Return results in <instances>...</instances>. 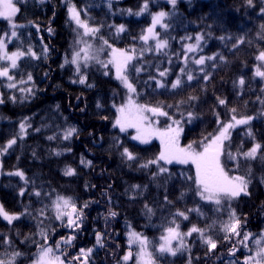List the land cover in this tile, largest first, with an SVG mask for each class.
Returning a JSON list of instances; mask_svg holds the SVG:
<instances>
[{"label": "trees", "instance_id": "obj_1", "mask_svg": "<svg viewBox=\"0 0 264 264\" xmlns=\"http://www.w3.org/2000/svg\"><path fill=\"white\" fill-rule=\"evenodd\" d=\"M15 3L19 9L13 18L17 35L10 41L9 50L27 52L31 47L36 57L19 59L10 73L14 81L0 79V205L7 213L18 215L11 223L0 218V259L7 261L19 252L22 255L15 257V264H32L39 245L55 247L62 238L74 236L70 245L61 244L56 253L65 264H82V256L73 259L80 256L81 249H92L87 264H137L139 245L128 243L132 231L148 239L155 264H244L246 257L255 255V239L264 233V77L256 75L257 57L264 52V0H252L251 4L248 0H178L175 5L166 0H147L148 9L140 15L136 13L145 0ZM71 5L90 27L100 29L95 38L83 39L95 46L101 61L109 60L108 45L126 51L135 49L132 64L143 70L129 73L136 87L134 99L140 104L163 105L173 120H180L182 146L194 142L199 145L233 115L237 119L252 118L230 130L221 157L229 175L248 179L247 194L241 193L218 208L197 194L192 166L160 163L168 169L165 173H160L156 164L141 166L158 156L159 146L156 142L140 145L113 126L115 106L123 102L125 90L114 77L112 65L104 68L91 60L77 74L75 65L65 63L82 47L77 40L83 29L70 20ZM161 11L168 13L163 21L168 27L157 28V33L169 43L157 51L153 40L145 43L140 36L149 26L151 15ZM120 25L124 31L117 33ZM10 30L9 22L0 19V35ZM197 35L204 38L201 48L185 63V46ZM200 56L216 58L196 65L193 60ZM181 68L186 69L184 74ZM164 70L167 75L159 76ZM189 72L194 77L191 81L187 79ZM29 74L31 81L27 80ZM81 75L86 77L84 83L79 82ZM178 76L182 83L173 89L171 84ZM157 80L165 86L158 87ZM12 82L16 88L7 87ZM21 88L31 91L21 92ZM220 99L226 103L221 105ZM170 123L168 117L161 118L163 126ZM70 127L76 132L64 139ZM50 136L54 139H48ZM13 139L16 143L4 151ZM255 144L261 145L257 156L245 157L243 154ZM124 148L136 159L128 160ZM229 152L235 159L229 158ZM69 168L74 169L73 175H65ZM17 171L23 178L15 175ZM57 196L71 198L78 209L88 205L76 222L78 227L67 226L66 217L56 219L53 201ZM41 209L45 210L43 216ZM232 211L240 220L241 235L226 240L222 224L229 221ZM177 212H184L187 219ZM177 225L180 233H187L193 226L204 229L216 240L217 247L209 251L200 234L192 233L183 237V246L174 240L173 248L179 249L176 255L160 253V237L166 235L167 228ZM97 233L102 235V245L97 244ZM245 233L252 234L245 242L247 247L240 243ZM129 250L132 258L125 262L123 256Z\"/></svg>", "mask_w": 264, "mask_h": 264}, {"label": "snow or ice", "instance_id": "obj_2", "mask_svg": "<svg viewBox=\"0 0 264 264\" xmlns=\"http://www.w3.org/2000/svg\"><path fill=\"white\" fill-rule=\"evenodd\" d=\"M18 2V0H17ZM170 3L175 5L176 0H170ZM248 3L251 4L252 0H248ZM148 3L145 0L144 5L141 7L140 12L136 13L140 15L141 13L147 11ZM19 9L15 6L14 0H0V17L6 19L12 27L11 36L15 37L17 35L15 28L17 25L13 23V17ZM69 18L74 21L77 25L78 29H83V33L78 35L80 38L77 40V44H83L84 46L75 50L72 53L71 60L69 61L67 58L65 59V63H71L75 65L77 74L81 73L82 67L87 68L88 62L91 60H95L97 63H100L104 68H107L108 65H112L115 68L116 78L121 81L123 86L127 89L129 96L127 98L126 103L117 107V118L115 120L114 127H119L121 132H126L128 129H134L135 135L132 136L133 140L139 141L142 144H147L153 137H156L160 140L161 151L159 155L154 159L150 160L147 163L141 165L142 167H148L149 165L156 164L159 168L160 173H165L168 171L166 167L160 164L162 161L164 164H189L195 166V184L197 189V194L203 200H207L213 202L215 205L222 206L223 202L231 201L232 199L240 196L241 193L247 194L249 181L245 176L241 175H229L228 171L225 170V167L221 161V157L225 155V141L230 139V130L235 128L240 124H247L252 118L251 117H243L237 119L235 115L232 116L231 121L227 123H220V127L218 128L215 134H209L206 136L199 145L194 143H190L186 146H181L180 143V135L183 131L180 120H173L169 113L164 110V106L157 104L155 106L148 104H140L137 103L133 98V94H136V87L129 79L130 71H135L136 73H140L143 69L141 67H137L132 64V61L136 59L135 49L131 51H126L123 49L112 48L111 45H108V41L104 40L103 37H100L104 45H108L111 48V58L105 63L101 61L98 55L93 51L92 44L88 43L83 37L91 36L93 38L96 37L97 33L100 31L98 27H90L87 21L81 19L80 11L75 7V5H71L68 8ZM168 15L166 12H158L152 16L151 25L146 29L145 34L140 36V39L147 43L150 39L155 40V49L157 51H161L168 47V40L161 39L160 34L155 31L156 26L160 25L163 28H167L168 25L163 21L165 17ZM51 31V29H49ZM117 33L124 31V26L120 25L116 29ZM7 35V34H6ZM187 39H192L188 37ZM203 36L197 35L195 37V43H189L186 47V53H194L201 48V41L203 40ZM220 39H224L221 37ZM243 42L242 40L240 41ZM236 45H233L235 47ZM102 50V49H101ZM143 53L141 52V55ZM31 55L36 57V53L32 51L31 47L24 51H16L9 54L6 51V42L4 39L0 38V60H5L9 62V65L6 67H0V77H5L9 81H14V77L10 75V68H17V61L25 56ZM215 56H200L198 59H194L193 62L196 65H204L206 59L214 60ZM187 54H185L184 60L187 63L188 60ZM220 59H224L223 56H220ZM258 60L264 61V52H260L257 57ZM181 74H184L186 69L181 68ZM203 71V68L200 69ZM108 73L105 72V75ZM167 75V70L160 71L159 76L165 77ZM256 75L260 77H264V71H261L259 68L256 70ZM207 79V75L204 77ZM86 77L81 75L79 80L80 83L85 82ZM154 79V77H153ZM187 79L189 81L193 80L194 77L189 72L187 74ZM28 81L32 80L31 74L27 77ZM20 83H26L21 80ZM182 83L181 78L178 76L177 79L171 84V88L176 89ZM239 83L241 85L244 84V80L240 79ZM16 83L12 82L7 85L8 88H16ZM158 87H164L165 85L157 80ZM21 92L28 91L31 89H20ZM15 99V97H13ZM190 99H194V97H190ZM0 103H3V100H0ZM219 103L221 105L225 104V100L220 99ZM115 106V105H114ZM168 107H171L169 105ZM233 113L235 109L231 110ZM189 117L192 116L191 113L188 114ZM152 117H168L169 120H172L166 128L156 127L155 124L158 121H154ZM234 122V123H233ZM21 131L25 129V125L22 123L20 125ZM76 132L75 128H68L64 132V139L70 138ZM48 139H54V137H48ZM15 139L9 140L7 146L3 149L7 151V148H10L13 144H15ZM261 148L260 144H255L248 152L243 155L247 158L254 159L257 156L258 150ZM123 155L128 160H135L136 156L129 151L128 148H124ZM230 159H235L232 154L227 153ZM83 162V161H82ZM90 163V162H88ZM74 169H67L65 175H73ZM15 175L23 178V173L17 171ZM191 179V177H188ZM138 187V186H137ZM23 195V191L21 192ZM37 196H40V192H36ZM53 207L56 210V219L63 220L65 217L67 218V226L69 227H78L79 225L76 223L83 216V208L88 207L87 204L83 205V208H77V205L71 200V198H66L63 196H57L56 200L53 201ZM147 208V205L145 206ZM44 209L40 210V215H44ZM152 210L148 208V212L150 213ZM111 216H115V212L109 213ZM176 215L184 217L187 219V215L184 212H177ZM0 216H3L9 223H11L14 219H18L15 215H10L7 213L3 206L0 205ZM175 223V221H173ZM178 225L176 227H169L166 229V235L160 237L161 243L158 246V251L160 253H170L171 255H176L178 248H173L172 242L174 240H179L181 246H183V237L191 236L192 233H199L201 239L205 244L208 245L209 251L214 250L217 247V242L212 238V236L206 235L204 229L193 226L187 233H180L178 231ZM240 227V220L236 217L234 211L229 214V221L222 224V231L226 234L224 239H230L232 235L240 236L241 233L238 231ZM41 236L47 241V234L41 229ZM129 245L138 244L139 245V253L137 254V264H155V260L153 258V253L148 251L149 241L146 237L141 234L132 231L129 232ZM250 238H252L251 233H245L243 235V239L240 241L245 247L247 244L245 243ZM75 239L74 236H70L68 238H62L61 241H58L55 244V247L46 246L45 244H41L38 246V255L32 261V264H65V259L62 258L61 255H57V251L60 250L61 244L70 245L72 240ZM97 244L102 245V235L97 233L96 237ZM5 243H10L9 241H5ZM255 244L257 245V249L255 255H249L245 258L244 264H264V234H261L259 239H255ZM92 252V249H81L80 256L73 257L74 260H80L81 256L83 257L82 264H87V257ZM234 255V252L231 253ZM22 255L19 252H14L12 254V258L5 261L0 259V264H15V257ZM132 258V252L129 250L124 256L123 260L127 262Z\"/></svg>", "mask_w": 264, "mask_h": 264}, {"label": "rangeland", "instance_id": "obj_3", "mask_svg": "<svg viewBox=\"0 0 264 264\" xmlns=\"http://www.w3.org/2000/svg\"><path fill=\"white\" fill-rule=\"evenodd\" d=\"M176 1H178V0H176ZM191 1V0H190ZM166 2H168L169 4H171L170 3V0H166ZM14 3H15V0H14ZM15 6L17 7V4L15 3ZM69 13V12H68ZM156 13H158V12H154L152 15H151V18H150V24H149V26L151 25V22H152V16L154 15V14H156ZM14 18V17H13ZM0 19H2V20H6V19H4V18H2V17H0ZM11 26V25H10ZM148 26V27H149ZM147 27V28H148ZM159 27H161L160 25H157L156 26V29H155V31L157 32V28H159ZM146 28V29H147ZM13 29H12V27H11V30H10V32H9V34H2V35H0V38H2V39H4L5 40V42H6V51L9 53V54H11V53H13V52H16V51H10L9 50V47H8V45H9V43H10V41L12 40V36H11V31H12ZM146 32V31H145ZM145 34V33H144ZM152 39H150L149 41H151ZM154 42H155V40H153ZM88 43H90V44H92L91 42H88ZM193 43H195V40H194V42ZM84 45L82 44V47H83ZM92 46H93V51L95 50V46L92 44ZM101 51V49H98V52H100ZM199 51V50H198ZM198 51H196V52H194V53H186V48H185V54H187V56L189 57V56H192L193 58L195 57V55H196V53L198 52ZM107 53V55H108V59H110L111 58V48H110V50L108 51V52H106ZM192 58V59H193ZM19 61V60H18ZM18 61H17V64H18ZM9 65V62L8 61H5V60H0V67H6V66H8ZM113 67V66H112ZM257 68H259L261 71H264V61H261V60H258L257 59V67H256V69ZM16 69V68H15ZM15 69H11L10 68V73L13 71V70H15ZM113 71H114V77L116 78V74H115V68L113 67ZM0 79H5V80H7V78H5V77H0ZM117 79V78H116ZM118 80V79H117ZM119 82H120V84H121V86H122V88L125 90V95H124V100H123V102L121 103V104H119V105H122V104H124V103H126V101H127V98H128V96H129V93H128V91H127V89L123 86V84L121 83V81L120 80H118ZM133 98H134V96H133ZM119 105H117V106H115V111H116V116H115V120H116V118H117V115H118V112H117V107H119ZM161 118L162 117H152V119L154 120V121H158V123H156L155 124V126L156 127H159V128H166L165 126H163L162 124H161ZM115 120H114V124H115ZM234 123V122H233ZM242 125H244V124H240V125H237L235 128H237V127H239V126H242ZM119 131H120V129H119V127H116ZM234 129V128H233ZM232 130V129H231ZM122 133H126V134H128L129 136H130V138H131V140H133L132 139V136H134L135 135V130L134 129H128L126 132H122ZM134 142H136V143H138V144H140V145H147V144H149V143H151V142H156L157 144H158V146H159V153H160V151H161V144H160V140L158 139V138H156V137H153L151 140H150V142L149 143H147V144H142V143H140L139 141H136V140H133ZM180 143H181V135H180ZM182 146V145H181ZM159 153H158V155H159ZM161 164H164L162 161L160 162ZM164 165H181V166H183V165H190V166H192L193 167V169H194V172H195V166L194 165H192L191 163H189V164H178V163H172V164H164ZM196 174V173H195ZM203 200V199H202ZM203 201H207V200H203ZM210 202V201H209ZM10 215H15V216H17L18 217V215L17 214H10ZM0 218L1 219H3L4 221H6V222H8L6 219H4L3 218V216H0ZM9 223V222H8ZM264 234V233H263ZM261 236V234L260 235H258V237L256 238V239H259V237ZM174 242V241H173ZM172 242V243H173ZM161 243V242H160ZM159 243V244H160ZM256 249H257V245L255 244V248H254V250H253V252H256Z\"/></svg>", "mask_w": 264, "mask_h": 264}]
</instances>
